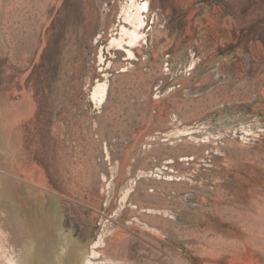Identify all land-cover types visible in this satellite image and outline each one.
Returning <instances> with one entry per match:
<instances>
[{
  "label": "rangeland",
  "instance_id": "1",
  "mask_svg": "<svg viewBox=\"0 0 264 264\" xmlns=\"http://www.w3.org/2000/svg\"><path fill=\"white\" fill-rule=\"evenodd\" d=\"M101 137L146 152L133 231ZM101 227L92 264H264V0H0V264Z\"/></svg>",
  "mask_w": 264,
  "mask_h": 264
},
{
  "label": "crops",
  "instance_id": "2",
  "mask_svg": "<svg viewBox=\"0 0 264 264\" xmlns=\"http://www.w3.org/2000/svg\"><path fill=\"white\" fill-rule=\"evenodd\" d=\"M83 144L79 146L80 152L83 151V158H92L90 153L86 154L88 145L92 143L90 136H84L81 141ZM100 145V157L106 160L113 159V162H109L110 170L113 174H117L112 183L115 185L125 186L124 190L128 193L126 194L127 199H123L122 202L114 201L107 199L106 206L113 212L112 218H110V222H113L118 225V227L126 226L130 230H134V226L137 225V222L134 218L135 213L137 212V206L134 205L132 199L131 192L136 190V186L133 183V180L137 174L139 173H148L149 168L148 164H145L146 167H136L135 170L132 165H128L130 159H136L140 156L141 153L146 154L145 151L139 150L138 142H126V141H118L112 142L103 137L99 140ZM174 158L176 161H179V168H174V173H179V176L171 177L170 179H166L168 181H172V186L169 190L173 192H181L182 187H185L186 184L184 182L185 177L182 176V168L181 164L184 159L187 158V153L183 152L180 144L174 147ZM148 156L146 155V159ZM131 176L128 178L125 175V171H129ZM183 175L187 174L186 168L183 171ZM143 183H147L146 180H142ZM121 183V185H120ZM139 183V186L142 190H147L148 187ZM162 211V210H160ZM105 224V228H106ZM113 229V227L111 228ZM72 231V230H71ZM69 232L66 236H62L55 239L56 245L58 244L59 248L57 250H53L52 243L46 237H32L29 239L21 238L20 243L24 245L21 250H19L18 257L15 258L19 264H92V255L91 254H99L98 250L101 253V250H118L116 243V231H112L111 235L108 237L107 231L105 229H100L98 231V242L94 245L91 244L90 239H84L82 237H78L77 234L73 232ZM116 237H115V236ZM54 246V245H53ZM94 251V252H93ZM97 251V252H96Z\"/></svg>",
  "mask_w": 264,
  "mask_h": 264
},
{
  "label": "bare ground",
  "instance_id": "3",
  "mask_svg": "<svg viewBox=\"0 0 264 264\" xmlns=\"http://www.w3.org/2000/svg\"><path fill=\"white\" fill-rule=\"evenodd\" d=\"M8 258H6L7 260H9L8 263L6 262V264H19L18 261L15 259L16 257L15 258H11V259H8Z\"/></svg>",
  "mask_w": 264,
  "mask_h": 264
}]
</instances>
